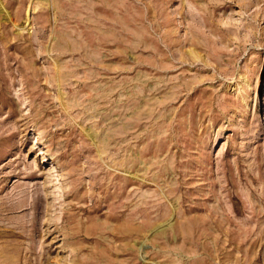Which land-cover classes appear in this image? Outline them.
Listing matches in <instances>:
<instances>
[{"label": "rangeland", "instance_id": "374dc122", "mask_svg": "<svg viewBox=\"0 0 264 264\" xmlns=\"http://www.w3.org/2000/svg\"><path fill=\"white\" fill-rule=\"evenodd\" d=\"M0 10V264H264V0Z\"/></svg>", "mask_w": 264, "mask_h": 264}, {"label": "bare ground", "instance_id": "6f19581e", "mask_svg": "<svg viewBox=\"0 0 264 264\" xmlns=\"http://www.w3.org/2000/svg\"><path fill=\"white\" fill-rule=\"evenodd\" d=\"M1 11V10H0ZM8 16V15H7Z\"/></svg>", "mask_w": 264, "mask_h": 264}]
</instances>
